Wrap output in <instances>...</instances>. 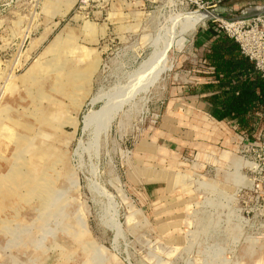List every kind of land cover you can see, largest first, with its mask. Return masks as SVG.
I'll list each match as a JSON object with an SVG mask.
<instances>
[{
  "label": "rangeland",
  "instance_id": "rangeland-1",
  "mask_svg": "<svg viewBox=\"0 0 264 264\" xmlns=\"http://www.w3.org/2000/svg\"><path fill=\"white\" fill-rule=\"evenodd\" d=\"M212 3L0 0V264H264V124L239 142L192 98L180 17Z\"/></svg>",
  "mask_w": 264,
  "mask_h": 264
},
{
  "label": "trees",
  "instance_id": "trees-1",
  "mask_svg": "<svg viewBox=\"0 0 264 264\" xmlns=\"http://www.w3.org/2000/svg\"><path fill=\"white\" fill-rule=\"evenodd\" d=\"M196 32L210 41L203 59L212 71L201 74L205 80L197 82L192 95L206 103L211 119L232 123L239 134L252 138L257 129L253 113L264 104V79L255 74L237 44L214 24L208 23Z\"/></svg>",
  "mask_w": 264,
  "mask_h": 264
},
{
  "label": "built area",
  "instance_id": "built-area-1",
  "mask_svg": "<svg viewBox=\"0 0 264 264\" xmlns=\"http://www.w3.org/2000/svg\"><path fill=\"white\" fill-rule=\"evenodd\" d=\"M221 2L222 0H213L211 6L207 8L198 7L197 10H203L211 14V17L201 24L202 28H206L208 23L214 24L227 38L237 44L241 55L253 65L255 74L264 79V0H250L246 6L239 10L224 8L220 12L215 11ZM237 11L238 13L235 14L234 12ZM222 14L228 15L223 16ZM192 44L195 50L194 41ZM208 45V42L202 44L199 51L205 54ZM211 71L212 69L206 66L203 56H199L196 69L194 70L197 81L205 80V77H202L201 74L203 72L210 73ZM253 117L256 121L254 126L257 129L252 138L239 134L236 131L237 127L232 124V131L239 142L248 143L255 139L261 124H264V104L253 113ZM254 182L258 183V180L253 179L252 183Z\"/></svg>",
  "mask_w": 264,
  "mask_h": 264
},
{
  "label": "bare ground",
  "instance_id": "bare-ground-1",
  "mask_svg": "<svg viewBox=\"0 0 264 264\" xmlns=\"http://www.w3.org/2000/svg\"><path fill=\"white\" fill-rule=\"evenodd\" d=\"M209 17H211V14L210 13H207L206 11H200V10H196V11H193V12H190V13H187V14H184L183 16H181L180 18L182 19V24H181V30H180V33H181V35L183 34H185L186 35V33L187 32H192V31H194L195 29H196V27L197 26H200L204 21H206ZM172 26V25H171ZM164 34V33H163ZM176 34V33H175ZM172 35V34H171ZM173 36V35H172ZM165 38V37H164ZM175 38V37H174ZM169 39V38H168ZM171 39V38H170ZM164 40V39H163ZM165 40H166V38H165ZM177 40V39H176ZM173 41V40H172ZM164 43V42H163ZM169 43V42H168ZM168 43H166V44H164V47L161 49V50H159V51H154L150 56H149V58H147L146 59V61L142 64V66H141V73L139 74V78H140V80H143L144 82H145V84H144V86L145 85H147V84H149V83H151L152 81H154L155 79H156V77L158 76V74L163 70V68H164V63H165V59H166V52H167V49H168V46H169V44ZM158 48V47H157ZM170 48V47H169ZM169 63V62H168ZM170 69V68H169ZM138 71V70H137ZM137 74V73H136ZM141 75L143 76V77H141ZM139 78H138V80H137V78H136V80L139 82ZM143 78V79H142ZM131 79V78H130ZM135 80V79H134ZM132 82H134L132 79H131V83H129V84H132ZM138 82H136V84H138V85H134V86H140L139 85V83ZM128 84V85H129ZM134 84V83H133ZM133 84L131 85L132 86V88H131V91L129 92V94L132 92V89H133ZM137 87V89H139ZM142 87V86H141ZM136 88V87H135ZM143 89V88H142ZM128 90V89H127ZM125 92H127L126 91V89H125ZM133 92H134V90H133ZM135 92H137V90L135 91ZM134 92V93H135ZM133 93V94H134ZM126 94H128V93H126ZM125 94V95H126ZM129 94H128V97L127 98H129L130 99V96H129ZM132 94V93H131ZM132 94V95H133ZM124 95V96H125ZM118 96H120L119 94H118ZM122 97V96H121ZM125 99H127L126 98V96L124 97ZM102 99V98H101ZM128 99V100H129ZM122 101V100H121ZM127 101V100H126ZM117 104V103H116ZM119 104H121V102L119 103ZM108 107H110V105L108 106ZM112 107H115V106H112ZM110 109H112V108H110ZM103 110H105V109H103ZM101 111H102V109H101ZM100 111V112H101ZM106 111H107V109H106ZM109 112H110V110H109ZM109 112H107V115L105 114V116H104V118H105V123H106V121H108V119H109V115H108V113ZM102 115V114H101ZM98 116H100V114H97V113H88V114H86V115H84V117H83V119H82V123H83V126H84V128L86 129V128H88L89 126H91V124L92 123H96V125H98L97 124V122L99 123V122H101V121H99V118H98ZM102 120H103V118H102ZM102 123V122H101ZM104 123V122H103ZM102 123V124H103ZM106 125V124H105ZM107 125H108V122H107ZM99 126H102L101 124L99 125ZM98 127V126H97ZM104 127V126H103ZM98 129V128H97ZM20 131V130H19ZM16 132H18V131H16ZM96 136V135H95ZM90 148V147H89ZM82 151V150H81ZM21 152V151H20ZM241 165L242 164H240L239 162H235V164H234V171H235V174H237L238 172H239V170H240V167H241ZM244 166H250V164H248V163H244ZM237 176V175H236ZM94 191H96V190H94Z\"/></svg>",
  "mask_w": 264,
  "mask_h": 264
},
{
  "label": "crops",
  "instance_id": "crops-1",
  "mask_svg": "<svg viewBox=\"0 0 264 264\" xmlns=\"http://www.w3.org/2000/svg\"><path fill=\"white\" fill-rule=\"evenodd\" d=\"M250 2V0H224V2H223V0H222V3L220 4V5H218L217 6V8L215 9V11H221L222 9H224V8H232V9H235V10H239L240 8H242V7H244V6H246L248 3ZM223 16H227L228 14H222ZM194 37V40L193 41H197V43L196 44H194V46H195V50H197V49H199V48H201V46H202V44H204V43H206V42H210V41H206V38H203V37H201L202 35L200 34H198V36H197V32H195V34L193 35ZM199 53V54H198ZM197 55L198 56H203L204 55V53H201L199 50H198V52H197ZM199 81H201V80H199ZM186 91L187 90H185V87H183V89L181 90V92L183 93V95H186ZM184 98H186V97H184ZM192 98H194L195 99V101H197V102H199V104H200V106H201V108H202V110L205 112V115H206V119L207 118H209L210 119V121H208L209 123H211V124H217V125H219V126H224L225 128H231L232 129V123H228V122H216V121H214L213 119H211L210 117H209V115H208V113H207V107H206V103L202 100V99H200L199 97H198V95H193V97ZM214 122V123H213ZM231 132H232V130H231ZM211 148H216V147H212V146H210Z\"/></svg>",
  "mask_w": 264,
  "mask_h": 264
}]
</instances>
